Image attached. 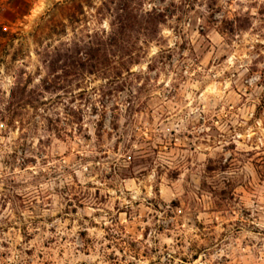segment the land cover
I'll list each match as a JSON object with an SVG mask.
<instances>
[{"label": "clouds", "instance_id": "1", "mask_svg": "<svg viewBox=\"0 0 264 264\" xmlns=\"http://www.w3.org/2000/svg\"><path fill=\"white\" fill-rule=\"evenodd\" d=\"M0 264H264V0H0Z\"/></svg>", "mask_w": 264, "mask_h": 264}]
</instances>
